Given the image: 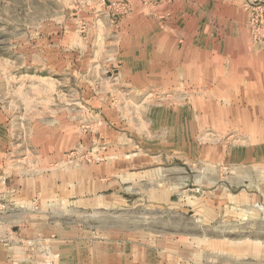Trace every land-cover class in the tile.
Masks as SVG:
<instances>
[{
    "label": "rangeland",
    "instance_id": "obj_1",
    "mask_svg": "<svg viewBox=\"0 0 264 264\" xmlns=\"http://www.w3.org/2000/svg\"><path fill=\"white\" fill-rule=\"evenodd\" d=\"M257 5L0 0V264H264Z\"/></svg>",
    "mask_w": 264,
    "mask_h": 264
},
{
    "label": "crops",
    "instance_id": "obj_2",
    "mask_svg": "<svg viewBox=\"0 0 264 264\" xmlns=\"http://www.w3.org/2000/svg\"><path fill=\"white\" fill-rule=\"evenodd\" d=\"M219 1V6H228V7H232V8H239L241 6V3L244 1V0H218ZM237 33V32H236ZM246 37V36H245ZM250 47L248 48V53L253 51L255 48L254 46L251 45L250 42L247 43ZM256 50V49H255ZM157 52V51H156ZM257 62L253 63V62H250L248 64V66H243L241 68H243V70H249L247 67H250L252 65L253 68H251L250 70H253L254 69V72H256L257 70H264V64L261 66L258 67L257 65Z\"/></svg>",
    "mask_w": 264,
    "mask_h": 264
},
{
    "label": "built area",
    "instance_id": "obj_3",
    "mask_svg": "<svg viewBox=\"0 0 264 264\" xmlns=\"http://www.w3.org/2000/svg\"><path fill=\"white\" fill-rule=\"evenodd\" d=\"M251 9H252L251 10L252 18L250 19L251 25L254 26L255 24H258L261 27H263V30L259 33L261 34V36L264 37V5H257L256 7H252Z\"/></svg>",
    "mask_w": 264,
    "mask_h": 264
}]
</instances>
